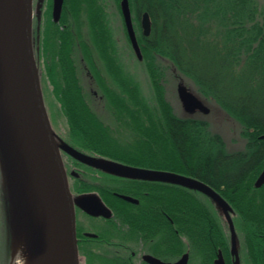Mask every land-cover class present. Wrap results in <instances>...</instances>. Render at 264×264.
<instances>
[{"label": "trees", "instance_id": "16d2710c", "mask_svg": "<svg viewBox=\"0 0 264 264\" xmlns=\"http://www.w3.org/2000/svg\"><path fill=\"white\" fill-rule=\"evenodd\" d=\"M113 1L125 38L122 45L128 58L133 56L143 64L148 97L123 70L102 0H64L57 23L52 21V0H47L45 11L41 4L40 20L35 11L33 46L37 61L46 59L44 68L39 64L38 70L52 130L59 144L83 158L62 152L66 170H76L78 164L89 169L86 182L71 177L72 189L82 186L91 191L107 185L138 194L135 187L142 183L115 180L128 178L116 172L121 167L166 171L205 181V172L219 169L214 164L221 159L228 173L241 169L243 179L254 180L264 167V140H259L264 135V0H128L134 28L140 32V60L126 34L120 0ZM37 5L35 0V10ZM144 12L152 22L147 37L140 29ZM83 72L92 80L94 76L103 93L106 121L90 104L82 84ZM175 81L185 82L199 98L213 102L237 123L240 137L247 140L245 150L229 152L207 116L184 111L178 115L166 97L168 85ZM246 162V166H239ZM229 179L233 184L234 177ZM147 181L169 187L161 194L165 214L171 217L170 202L176 195L178 207L191 214L187 216L196 226L202 206L192 193H186L185 186ZM2 184L1 178L0 229L4 235L7 221ZM174 186L178 187L176 193ZM224 196L235 208V191ZM162 219L165 231L164 215Z\"/></svg>", "mask_w": 264, "mask_h": 264}, {"label": "water", "instance_id": "95a60500", "mask_svg": "<svg viewBox=\"0 0 264 264\" xmlns=\"http://www.w3.org/2000/svg\"><path fill=\"white\" fill-rule=\"evenodd\" d=\"M37 2L35 10L34 0H0V126L4 128L6 148L15 168L13 172L0 145V174L11 248L9 264L13 261L22 224L16 186L19 177L26 181L28 192L34 198L52 263L79 264L75 206L93 216L108 217L110 212L97 196L90 194L78 200L73 198L70 191L61 153H67L76 159L83 158L58 143L50 124L33 46L35 11L36 19L40 20L39 8L43 0ZM63 2L64 0H52V20L55 23L60 20ZM120 10L131 48L140 60L141 53L128 0L120 1ZM140 26L142 34L148 36L151 32L148 13L142 14ZM176 92L185 113L209 114L210 109L184 84L179 83ZM116 172L123 177L159 180L194 188L210 196L229 219L227 204L210 187L196 179L171 172L130 167H121ZM263 183L264 168L256 180V185ZM120 197L129 202L136 201L130 197Z\"/></svg>", "mask_w": 264, "mask_h": 264}, {"label": "flooded vegetation", "instance_id": "af4514ba", "mask_svg": "<svg viewBox=\"0 0 264 264\" xmlns=\"http://www.w3.org/2000/svg\"><path fill=\"white\" fill-rule=\"evenodd\" d=\"M262 136L259 140H264ZM241 141L244 147L238 153L247 144V140ZM214 165L219 169L207 170L205 181L182 176L196 179L216 192L228 206L229 219L210 196L182 187L202 206L195 227L187 216L191 214L178 207L176 195L170 202L171 217L162 211V190L169 187L155 181L118 178L115 180L127 184L142 183L135 187L139 193L121 192L107 185L91 191L82 186L72 189L71 177L86 182L89 169L79 164L76 170L70 168L67 174L73 198L81 200L93 194L110 212L108 217L93 216L75 206L79 264H264V183L256 185L259 175L254 180L243 179L241 169L228 173L224 159ZM228 175L234 177L233 184ZM177 188L174 186L173 192ZM227 191H235L237 195L235 208L224 196ZM120 196L136 201L129 202ZM162 215L166 232L162 228ZM4 231L3 235L0 230V264L11 252L8 231L5 228Z\"/></svg>", "mask_w": 264, "mask_h": 264}, {"label": "rangeland", "instance_id": "374dc122", "mask_svg": "<svg viewBox=\"0 0 264 264\" xmlns=\"http://www.w3.org/2000/svg\"><path fill=\"white\" fill-rule=\"evenodd\" d=\"M102 2L104 3L105 10L109 15L108 21L111 26L113 36L119 48L120 58L122 61L121 64H123L122 66L123 68H125L123 70H125L127 73L132 75V78H134L136 82L139 83V86L143 94L148 97V95H150V90L148 89V84L146 83L145 76L143 75L144 74L143 64L142 63L139 64V62H137L136 58H133V56L128 58L127 57L128 53H126L127 51L124 45H122L125 43V38L123 32L121 33L120 31L121 28L119 25L121 23V19L119 17L120 14H118L119 12L116 11L115 3L113 0H102ZM46 9H47V0L44 1L43 11H45ZM151 28H152V24H151ZM135 31H136V35L140 33L137 32L138 31L137 29ZM45 61L46 59L44 57H41L40 62L37 61V65L40 64V66L44 68L43 65L46 64ZM82 75H83L82 84L87 88L86 94L88 95L89 100L91 101L90 104L92 105L93 110L101 117L103 121H106V119L108 118L107 108H106L105 100L104 102H101L103 93L100 90V87L96 82V79H94L93 76V80H92V77L84 72L82 73ZM179 83H182L185 86L187 85L185 82L175 81L173 84L168 85L166 92V97L168 102L171 104V106L175 108V111L177 112L178 115L183 113L176 92V87ZM186 87L195 94V92L191 90L190 87L188 86ZM49 90H51V88H49ZM201 100L210 109V113L206 116H207V121H209V123L211 124V129L222 136L227 146V150L229 152H237L239 149H242L244 147L243 146L244 143L243 141L240 142V140L243 139L242 137H240V132H241L240 126L237 123H235L233 120H231L228 116H226L225 113L219 110L216 107V104H214L213 102L205 101L202 98ZM0 179H1V174H0ZM1 206L2 205H1V196H0V208ZM7 254L8 255L5 257L3 264H9L10 262L11 252L9 251V253Z\"/></svg>", "mask_w": 264, "mask_h": 264}, {"label": "bare ground", "instance_id": "6f19581e", "mask_svg": "<svg viewBox=\"0 0 264 264\" xmlns=\"http://www.w3.org/2000/svg\"><path fill=\"white\" fill-rule=\"evenodd\" d=\"M6 94L8 95L9 93L7 92ZM12 95L14 96L13 90ZM3 133L4 128L0 126V145L7 160L11 163L12 171L15 172ZM17 172L20 176V171L18 170ZM16 186L19 194V210L22 224L12 264H53L45 245L38 210L33 196L28 192L26 181L21 180L19 177V180L16 181Z\"/></svg>", "mask_w": 264, "mask_h": 264}]
</instances>
